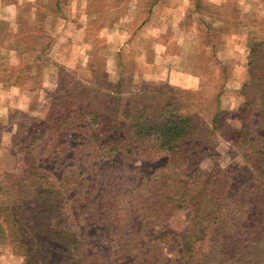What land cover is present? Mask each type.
Returning a JSON list of instances; mask_svg holds the SVG:
<instances>
[{
	"label": "rangeland",
	"instance_id": "rangeland-1",
	"mask_svg": "<svg viewBox=\"0 0 264 264\" xmlns=\"http://www.w3.org/2000/svg\"><path fill=\"white\" fill-rule=\"evenodd\" d=\"M251 32L264 53V0H0V183L24 179L29 135L52 102L65 105L78 85L88 93L84 103L98 95V85L124 98L127 109L129 98L148 94L151 103L163 91V101L197 112L198 124H210L219 112V131L201 129L206 133L196 139L200 147L190 146L197 153L187 168L206 174L224 165L245 176L249 167L239 154L245 116L264 148L263 120L256 109L244 110L239 93L249 79ZM229 139L238 144L233 150ZM87 143L82 129L64 132L49 145L55 157L38 165L66 188L65 202L76 210L72 230L90 254L99 263L128 264L122 251L136 242L127 249L131 239L110 240L117 228L126 236L139 230L138 207L150 213L160 170L171 158L147 146L146 157L139 150L96 161ZM192 215L190 208L177 212L171 227L185 233ZM52 248L47 262L59 264L65 257L59 245ZM0 264H25L17 244L0 245Z\"/></svg>",
	"mask_w": 264,
	"mask_h": 264
},
{
	"label": "trees",
	"instance_id": "trees-1",
	"mask_svg": "<svg viewBox=\"0 0 264 264\" xmlns=\"http://www.w3.org/2000/svg\"><path fill=\"white\" fill-rule=\"evenodd\" d=\"M255 38L251 32L247 43L249 79L239 93L245 100L244 110L256 109L264 123V53L260 52L262 43ZM97 88L98 95L91 96L89 103L82 101L88 94L81 93L82 85L70 92L76 96H68L65 105L54 100L42 125L29 135L24 149L29 166L24 179L9 176L11 183H0V245L8 240L17 244L25 264H49L47 261L55 251L52 245H59L65 257L59 264H105L101 260L99 263V256L90 254L86 243L72 230L76 210L65 202L63 183L38 165L41 160L55 157L49 149L54 138L82 129L93 150L91 158L96 161L120 153L134 155L139 150L146 157L147 146L154 147L155 155L171 158L160 170V188L150 213L142 205L138 207L139 230L126 236L117 228L110 240L113 244L124 237L131 239L127 249L136 242L131 250L122 251L123 261L264 264V148L252 139L254 129L247 117L243 118L239 139L240 157L249 167L243 168L246 175L224 165L211 168L206 174L191 173L188 161H193L197 152L190 146L200 147L202 142L196 139H202L206 133H201V129L212 127L210 135L219 131V112L210 124H198L197 112H182L184 104L163 101V91H157L160 96L152 97L151 103L148 94L140 99L133 96L127 101V109L122 104L124 98L103 92L101 86ZM112 98L117 101H110ZM143 99L150 105H143ZM228 142L231 150L238 145L233 139ZM41 144L45 148L40 152ZM37 151L40 153L36 154ZM189 208L193 211L190 226L181 234L180 227H171V223H175L177 212ZM20 228L25 231L20 232Z\"/></svg>",
	"mask_w": 264,
	"mask_h": 264
}]
</instances>
